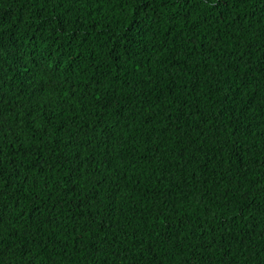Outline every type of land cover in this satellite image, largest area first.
<instances>
[{
	"label": "trees",
	"instance_id": "16d2710c",
	"mask_svg": "<svg viewBox=\"0 0 264 264\" xmlns=\"http://www.w3.org/2000/svg\"><path fill=\"white\" fill-rule=\"evenodd\" d=\"M0 264H264V0H0Z\"/></svg>",
	"mask_w": 264,
	"mask_h": 264
}]
</instances>
